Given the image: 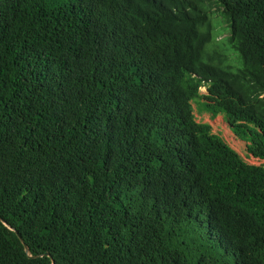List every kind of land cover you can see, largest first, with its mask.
I'll list each match as a JSON object with an SVG mask.
<instances>
[{
	"label": "trees",
	"instance_id": "16d2710c",
	"mask_svg": "<svg viewBox=\"0 0 264 264\" xmlns=\"http://www.w3.org/2000/svg\"><path fill=\"white\" fill-rule=\"evenodd\" d=\"M0 264H264V0H0Z\"/></svg>",
	"mask_w": 264,
	"mask_h": 264
},
{
	"label": "rangeland",
	"instance_id": "374dc122",
	"mask_svg": "<svg viewBox=\"0 0 264 264\" xmlns=\"http://www.w3.org/2000/svg\"><path fill=\"white\" fill-rule=\"evenodd\" d=\"M207 5V3L203 4ZM207 7V6H206ZM210 18L213 25V31L215 33V41L220 43V48L227 56V61L230 63L234 70L239 67V62L236 59V53L229 47L227 43V36L229 34L227 26L224 21V15L220 12V8L217 7L214 3L210 4ZM218 47V46H215ZM200 92H205V87H200ZM193 110L195 114V118L197 121L208 122L212 126V130L214 133H219L226 142L238 151L241 155L244 154V142L237 139L233 133L227 128L225 122L223 121L222 115H217L215 118H210L208 113L201 111L199 112V105L193 103Z\"/></svg>",
	"mask_w": 264,
	"mask_h": 264
},
{
	"label": "water",
	"instance_id": "95a60500",
	"mask_svg": "<svg viewBox=\"0 0 264 264\" xmlns=\"http://www.w3.org/2000/svg\"><path fill=\"white\" fill-rule=\"evenodd\" d=\"M24 247H25V249H27L26 245Z\"/></svg>",
	"mask_w": 264,
	"mask_h": 264
}]
</instances>
